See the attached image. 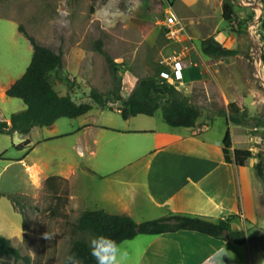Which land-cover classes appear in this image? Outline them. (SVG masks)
<instances>
[{
    "label": "rangeland",
    "instance_id": "1",
    "mask_svg": "<svg viewBox=\"0 0 264 264\" xmlns=\"http://www.w3.org/2000/svg\"><path fill=\"white\" fill-rule=\"evenodd\" d=\"M177 1L113 0L110 10L118 8L121 14L113 27H107L97 13L109 0H0V83L7 84L9 75L22 76L32 57L33 47L19 30V25L39 43L63 54V66L52 72L51 80L77 101H92L90 94L94 90L112 97L114 75L104 55L95 48L99 39L117 64L124 98L129 96L140 78L152 75L159 64L167 66L173 73L177 71L178 75L180 70L197 66L203 72V80L213 81L220 93L215 100L201 96L198 103L202 112L200 118L203 121L213 119L215 115H221L230 102L237 103L247 113V121L243 125H230L234 146L250 149L253 153V157L240 161L255 163L256 154L264 152V0H231L234 15L230 21L222 18L224 0H194L192 6L182 10L189 26L178 17L188 35L169 38L163 20L174 13L172 6L178 5ZM211 31H217L220 41L238 49L239 53L219 58L204 54L199 40ZM203 80L191 85H205ZM121 105L122 101L110 98L105 106ZM23 108L22 99L6 95L4 99L0 98V119H8L13 112ZM140 117L148 119L145 115ZM85 122L124 125L119 112L99 111L95 107L79 117H61L53 126L36 125L26 135L18 132L0 134V155L3 156L0 159V234L9 238L21 254L29 258V261L19 259L16 262L8 258L10 263L63 264L75 239L90 241L92 238L77 228L82 211L106 208L110 212H119L117 207L110 206L111 202L101 199L103 187H108L100 176L109 178L113 168L123 161L127 152L126 139L123 134L107 128H89L82 137L85 143L89 141L90 147H94L92 130L102 132L98 135V152L96 156L87 153L81 157L78 155V129ZM216 127V135L223 136L227 128L225 119L220 118ZM26 138L30 143L18 148L17 145ZM21 157H25L27 163L35 162L49 174L73 166L77 173L72 184L69 180L61 184V188L67 189L68 200L64 201L62 194L49 192L45 186V173L31 172L18 161ZM96 165L99 170L94 168ZM252 171L254 173L255 169ZM258 179L263 183L257 193L259 223L247 222L249 240L245 244L229 241L235 264H264V180ZM79 193H85L86 198L87 195L98 197V206L95 207V200L84 201ZM10 195L22 197L19 207L24 213L15 207ZM139 218L138 215L134 219ZM149 237L152 236L138 234L121 242L129 252L128 264H143L141 246L143 239L145 245L149 242Z\"/></svg>",
    "mask_w": 264,
    "mask_h": 264
},
{
    "label": "crops",
    "instance_id": "2",
    "mask_svg": "<svg viewBox=\"0 0 264 264\" xmlns=\"http://www.w3.org/2000/svg\"><path fill=\"white\" fill-rule=\"evenodd\" d=\"M177 2L178 5L176 3L172 6L173 11L189 26L182 10L195 2L194 0ZM212 31L207 36L214 35L220 41L221 37L217 31ZM185 35H188L186 31ZM186 72L189 73L192 81L187 83L179 81L175 85L186 96H191L193 89L191 83L201 82L203 72L195 66L183 72L180 70L179 75ZM177 73V71L174 73L176 77L179 76ZM9 77L7 84L0 83L1 99L7 95L6 89L19 78H14L12 75ZM53 86L60 95L67 94L66 89H59L54 83ZM95 107L99 111L113 110L120 113L117 106L99 105H94L87 113ZM140 115L145 114L123 118L122 127L85 122L78 129L80 133L78 155L81 157H85L87 153L88 156H96L98 152V135L102 132L92 130L94 147H90L89 141L85 143L82 137L89 128L99 127L100 130L101 127L113 130L123 134L127 143V152L123 155V161L113 168L109 173L110 177L100 176L102 183L105 182L108 187L106 189L103 187L101 199L111 202L110 206L117 207L119 212H110L106 208L97 209H104L113 214H128L135 219L139 215L141 218L137 221L171 213H185L201 216L210 221L236 215L232 222L235 229L246 230L247 222L254 225L259 223L257 193L262 189L263 183L258 179L256 172L252 171L254 162L235 160L231 164L225 161L222 152L224 135H216L219 119H225L226 124L225 116L215 115L213 119L206 121L199 118L194 127H171L162 119L160 111L152 116L145 115L148 119H143ZM2 120L9 123L10 117ZM233 148H238L234 146V142ZM18 161L25 164L31 172L35 173L36 170L45 173L44 180L51 175H59L72 184L73 176L77 173L73 166H69L61 172L49 174L42 171L35 162L27 163L25 157L19 158ZM98 167L99 165H96L94 168L99 170ZM90 173L94 172L90 170ZM79 195L84 201L95 200L94 205L98 206V197L87 195L86 198L85 193ZM149 236H152L149 237V242L145 245L143 239L141 246L143 264H235L229 250L230 240L217 239L191 230Z\"/></svg>",
    "mask_w": 264,
    "mask_h": 264
},
{
    "label": "trees",
    "instance_id": "3",
    "mask_svg": "<svg viewBox=\"0 0 264 264\" xmlns=\"http://www.w3.org/2000/svg\"><path fill=\"white\" fill-rule=\"evenodd\" d=\"M233 10V2L224 0L222 18L225 21L232 20ZM18 28L29 39L33 53L25 72L6 89V94L22 99L26 107L13 112L9 123L0 119V134L11 135L15 132L28 134L36 125L51 126L61 117L73 118L85 114L95 104L105 106L110 98L122 101L119 110L124 119L138 114L152 116L160 111L162 119L171 127H194L202 114L198 104L201 101V96H207L213 100L220 97L219 91L211 80L206 81L205 85H194L191 96H186L175 84L168 83L160 76L161 73L170 71V69L159 64L152 75L140 78L129 96L124 98L121 95L122 77L117 64L103 49L102 40L99 39L95 43V48L104 55L114 75L115 88L110 93L112 97L110 95L105 97L103 93L94 90L90 94L92 101H77L70 93L60 95L51 80L52 72L58 71L63 66V54L39 43L34 36L25 32L21 25ZM200 47L204 54L217 58L234 56L239 53L238 49L225 46L214 35L202 38ZM220 114L226 117L227 125L222 145L225 161L232 164L235 160L240 161L241 158L253 157L250 149L233 148L230 127L232 124H245L247 113H244L237 103L230 102ZM260 125L257 124V126ZM29 143L30 139L26 138L17 147L21 148ZM256 157L258 159L254 163L255 172L259 178L264 180V152L259 151ZM1 158H3L2 155H0ZM63 182H67V179L59 175H51L46 178L45 186L53 195L62 194L64 201H67V189L61 188ZM10 198L15 207L24 213L23 209L19 207L22 204V197L10 195ZM234 216L236 215H229L218 221H210L201 216L171 213L138 222L128 214H113L104 209H86L77 219V228L80 232H87L92 237L100 234L110 236L118 243L133 239L138 234L157 235L191 230L217 239L230 240L236 244H245L249 240V236L245 229L233 227ZM24 236L26 241L27 233ZM69 254H75L80 264H96L95 258L91 255L89 241L84 238L75 239L72 242L67 255ZM8 258H13L14 262L19 259L29 261V258L23 256L20 249L15 247L9 238L0 234V264H13Z\"/></svg>",
    "mask_w": 264,
    "mask_h": 264
},
{
    "label": "clouds",
    "instance_id": "4",
    "mask_svg": "<svg viewBox=\"0 0 264 264\" xmlns=\"http://www.w3.org/2000/svg\"><path fill=\"white\" fill-rule=\"evenodd\" d=\"M112 7L113 0H109L97 13L107 27H113L121 14L118 8L110 10ZM45 235L48 239L51 238L48 233ZM89 248L96 264H128L130 258L128 250L121 243L103 234L93 236L89 241ZM63 264H80V261L75 254H69L64 257Z\"/></svg>",
    "mask_w": 264,
    "mask_h": 264
},
{
    "label": "built area",
    "instance_id": "5",
    "mask_svg": "<svg viewBox=\"0 0 264 264\" xmlns=\"http://www.w3.org/2000/svg\"><path fill=\"white\" fill-rule=\"evenodd\" d=\"M163 23L166 28V35L169 38H179L181 36H185V28L175 13H171L170 15L166 16L163 20ZM215 71H218V69H215ZM161 76L168 83L172 84H176L179 81H182L183 83L192 81L188 72L176 77L171 70L161 73Z\"/></svg>",
    "mask_w": 264,
    "mask_h": 264
}]
</instances>
